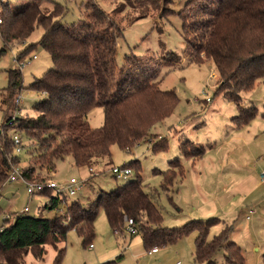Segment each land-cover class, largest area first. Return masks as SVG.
Masks as SVG:
<instances>
[{
	"label": "trees",
	"instance_id": "16d2710c",
	"mask_svg": "<svg viewBox=\"0 0 264 264\" xmlns=\"http://www.w3.org/2000/svg\"><path fill=\"white\" fill-rule=\"evenodd\" d=\"M160 1L121 0L116 11L123 12L127 7L140 9L136 19L140 20L147 17L150 8L159 9ZM83 5L84 18L68 25L62 22L66 7L54 0L0 2V37L4 45L0 56L14 44L25 43L41 27L44 33L40 42L28 45L16 56L23 61V56L41 46L53 62V67L28 88L43 94L33 107L35 117L7 118L15 96H19L23 87L21 70H10L9 86L0 91L1 105L7 108L2 109L6 123L0 129V193L16 168L27 183H47L53 181L50 176L57 164L69 157L77 168L93 173L97 165H113L114 146L128 154L145 143L152 146L154 153L168 150V139L157 141L153 130L174 114L179 96L174 90H162L153 66L134 54L126 55L125 65L119 68L118 40L124 36V28L95 0H84ZM178 16L186 46L184 56L189 58V65L212 62L219 77L217 94L237 105L238 115L233 121L239 128L249 125L256 118L258 108L244 107L242 93L264 81V0H189ZM181 60L177 53L169 52L162 57L161 65L175 67ZM15 108L20 109L17 104ZM95 108L104 111V123L99 128L89 123V115ZM12 131L30 139L35 147L26 167H19L21 160ZM191 146H195L193 151L189 149ZM197 146L187 138L180 141L181 156L192 161L201 158L204 151ZM122 167L130 169L132 174L135 169L136 176L111 191L100 190L89 206L74 201L65 217L9 215L0 231V264H26L25 257L31 251L41 260L46 245L58 250L55 264H61L65 253L57 245L66 241L71 230L85 246L89 244L95 237V222L102 210L117 235L125 231L126 220L132 219L148 252L175 245L197 232L195 262L218 264L215 257L224 251L227 264H245L242 248L231 240L230 228L208 240L212 226L220 223L219 218L165 227L163 212L155 200L159 191H146L138 172L140 161ZM159 173L163 178L161 190L169 193L175 182L184 178L185 168L177 157L169 162L168 170ZM90 178L94 180L93 175ZM94 184L87 180V185ZM41 195L49 198L43 208L47 210L59 209L67 199L52 196L50 191Z\"/></svg>",
	"mask_w": 264,
	"mask_h": 264
},
{
	"label": "rangeland",
	"instance_id": "374dc122",
	"mask_svg": "<svg viewBox=\"0 0 264 264\" xmlns=\"http://www.w3.org/2000/svg\"><path fill=\"white\" fill-rule=\"evenodd\" d=\"M8 1L11 4H18L33 0ZM54 1L67 9L66 16L62 18L63 23L71 25L84 18V0ZM95 1L113 21L124 28V36L118 40L119 68L125 65L126 55L134 54L153 66L157 73L156 81H160L162 90H174L180 98L174 114L153 130L157 141L168 139V150L154 153L152 146L145 143L128 154L114 146L113 165L110 167L97 165L93 173L88 169L77 168L72 158H66L65 161L59 162L56 171L49 175L53 181L63 184L76 178L78 181H94L95 184L93 187L87 185L76 197L68 196L57 210L43 209L49 201L47 196H30L24 183L9 182L0 193V231L5 219L14 213L35 217L42 215L44 218L65 217L68 206L76 200L89 206L100 190L111 191L119 185L126 184L137 174L133 169L130 177L116 179L110 173L113 166L122 167L138 160L141 166L138 172L143 178L146 191L149 193L155 189L159 191L155 200L163 212L165 227L175 228L192 220L219 218L221 221L212 226L208 240H212L224 228H230L231 240L242 248L245 264H263L264 182L261 175L264 173L262 116L264 81L256 83L252 90L242 93V105L244 107L255 105L258 113L249 125L239 128L233 121L238 115L237 105L216 92L219 77L214 64L205 61L201 65H189V58L184 56L186 46L178 14L189 0H161L159 9L150 8L147 17L140 20H136L140 9L127 7L123 12L116 11L121 5V0ZM43 33V28H38L25 43L14 44L0 56L1 92L9 86L8 72L19 69L15 61L17 53L30 44L39 43ZM3 46L0 37V51ZM169 52H175L181 57L179 65L175 67L161 65L162 57ZM23 57L27 65L21 70L23 87L18 92L23 99L22 105L19 111L14 110L17 98L15 96L7 118L14 115L17 117L37 115L33 107L43 98V94L28 88L35 79L42 78L53 67L49 53L41 46H37L27 57ZM1 92L0 129L6 123L5 110L2 109L7 110L1 105ZM207 99L210 101L207 102ZM89 123L93 128L103 125L102 108H95L90 113ZM185 138L195 142L197 148L203 149L204 154L201 158L192 161L181 156L179 145ZM22 140L23 146L26 147L24 146L21 153H17L21 160L20 168L29 165L35 148L31 140L24 135ZM194 147L191 146L189 149L193 151ZM177 157L183 162L186 178L182 181L177 180L169 193L163 192L161 190L163 178L159 172L168 170L169 162ZM90 175L94 176V180ZM52 196L56 197L55 193ZM25 208L29 209L27 213L24 212ZM196 237L197 232H193L175 245L160 248L159 253L149 255L140 234L133 237L126 231L114 234L102 210L95 222V237L89 244L85 246L79 235L71 230L66 241L57 247L63 249L65 253L61 264H199L195 262L194 257ZM90 245L94 248L90 249ZM45 251L41 260L36 259L31 251L25 257V263L55 264L58 250L52 245H46ZM232 251L230 253L234 254ZM215 260L218 264H227L225 252L219 251Z\"/></svg>",
	"mask_w": 264,
	"mask_h": 264
},
{
	"label": "built area",
	"instance_id": "2783aa9c",
	"mask_svg": "<svg viewBox=\"0 0 264 264\" xmlns=\"http://www.w3.org/2000/svg\"><path fill=\"white\" fill-rule=\"evenodd\" d=\"M6 1V0H3ZM0 15H1V9H0ZM1 17H0V23H1ZM34 60L36 57L33 58ZM15 61L18 63L19 70H22L23 67L27 65V61H19L18 57L15 56ZM214 78V76H213ZM22 97L19 95L16 98V104L20 107L22 105ZM209 102L210 99H207ZM20 110V109H19ZM18 110V111H19ZM17 117V115H14L12 117L14 120ZM12 139L15 145V150L16 153H21L23 150V140L19 134H13ZM110 173L113 175L114 178L116 179H125L127 177H130L132 175V171L130 169H126L123 167H116L113 166L112 169L110 170ZM262 182H264V173L261 175ZM10 182L15 183V182H22L25 184L27 188V192L30 196L34 195H41L45 194L46 191H50L51 194L55 193L56 197L59 199H62L64 196L68 197H76L79 195L84 188L87 186V181H78L76 178H72L69 182L63 183V184H58L55 181H49L47 183H27L23 180L21 177L20 171L18 168L14 169L11 177H10ZM29 211L28 208L24 209V212L27 213ZM126 228L125 231L129 234L130 237L135 236L139 233L138 227L134 224V221L132 219H127L126 220ZM94 248L93 245L90 246V249ZM159 252L158 249H153L149 253V255H154ZM181 264V263H178Z\"/></svg>",
	"mask_w": 264,
	"mask_h": 264
},
{
	"label": "crops",
	"instance_id": "0c3cea01",
	"mask_svg": "<svg viewBox=\"0 0 264 264\" xmlns=\"http://www.w3.org/2000/svg\"><path fill=\"white\" fill-rule=\"evenodd\" d=\"M6 1H8V0H6ZM183 166H184V165H183ZM168 168H169V167H168ZM184 168H185V167H184ZM185 178H186V169H185V176H184L183 179H185ZM183 179H182V180H183ZM182 180H181V181H182ZM158 253H159V252H158Z\"/></svg>",
	"mask_w": 264,
	"mask_h": 264
}]
</instances>
